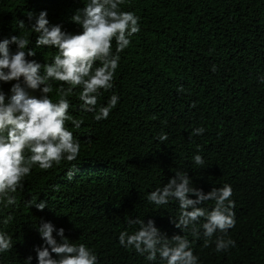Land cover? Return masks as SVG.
I'll return each mask as SVG.
<instances>
[{"label": "trees", "instance_id": "trees-1", "mask_svg": "<svg viewBox=\"0 0 264 264\" xmlns=\"http://www.w3.org/2000/svg\"><path fill=\"white\" fill-rule=\"evenodd\" d=\"M86 3L0 0V40L27 36L36 51L30 59L50 63L57 50L35 47L38 34L27 12L46 10L52 24L78 33L82 28L71 18ZM121 10L141 18V31L120 53L114 87L102 93L97 107L112 94L119 103L108 119L97 122L95 113L81 109L80 89H74L70 113L83 124L67 126L81 143L80 156L47 171L34 167L24 189L15 193L16 205L0 204V230L14 245L0 253V264H25L29 256L38 264L35 249L44 242L36 226L44 221L94 250L99 264L116 258L120 264H165L123 248L118 237L137 230L139 225L127 221L139 217L155 220L170 238L165 229H172L176 209L171 203L157 207L147 196L177 171L189 173L193 187L219 188L229 180L235 192L236 226L227 235L218 231L205 248L202 234L197 239L184 233L201 264H264V0H125ZM20 20L24 29L16 27ZM13 83L0 82L9 96ZM52 98L60 97L54 91ZM200 127L205 132L192 135ZM164 133L168 140L161 142ZM196 154L203 166L194 163ZM74 166V179L68 180ZM33 198L46 200L47 207H28ZM200 206L210 209L214 202ZM9 215L14 219L4 225ZM222 235L237 246L217 253L215 240Z\"/></svg>", "mask_w": 264, "mask_h": 264}, {"label": "clouds", "instance_id": "clouds-1", "mask_svg": "<svg viewBox=\"0 0 264 264\" xmlns=\"http://www.w3.org/2000/svg\"><path fill=\"white\" fill-rule=\"evenodd\" d=\"M124 2L87 0L85 7L71 18L82 28L78 33L69 32L60 24H52L46 10L38 15L27 12L31 29L38 34L35 47L57 50L50 63L41 64L30 59L36 56V51L30 47L27 36L12 35L0 40V82L15 81L10 96L0 84V204L4 207L16 205L15 193L24 189L26 178L34 167L47 171L63 161L71 163L79 158L81 143L67 126L71 122L75 129H79L83 124L82 119H75L70 113L69 97L74 89H80L81 109L95 113L97 122L108 119L117 107L120 98L116 94L111 95L106 105H97L102 93L114 87L120 53L131 45V37L141 31V18L134 12L121 10ZM25 25L24 20H20L16 27L24 29ZM12 45H15L14 51ZM55 82H59V87L54 89ZM54 91L60 97L58 100L52 98ZM178 91L182 92L183 87ZM204 132L205 129L200 127L194 129L192 135ZM158 139L167 141L168 135L161 134ZM193 160L196 165L205 164L199 154ZM241 166L242 169L245 167ZM76 171L75 166L69 169L66 178L74 179ZM229 183L227 180L219 188L205 185L197 188L192 186L189 173L175 172L167 184L147 196L148 202L157 207L171 203L170 208L176 209L174 215L171 214L172 229H165L170 238L161 232L153 219L145 222L139 217L129 218L127 223L139 225V228L131 234L120 232V246L134 249L150 262L159 258L165 264H201L187 238L190 235L184 233L190 232L197 239L202 234L203 247L207 248L218 231L227 235L235 228L236 203L232 199L235 192ZM209 201L214 202L210 209L200 206ZM27 206L43 211L47 201L37 203L33 198ZM13 219L12 215L6 216L2 223L7 225ZM36 228L44 242L35 249L38 264H99L94 250L83 243H73L63 227L57 229L52 222L44 221ZM224 235L215 240L217 253L228 252L237 246L235 240L225 239ZM56 236L61 239L58 241ZM13 247V238L0 230V253L10 252ZM121 254L118 251L117 255ZM31 261L29 256L25 264H31ZM112 264H120V260L116 258Z\"/></svg>", "mask_w": 264, "mask_h": 264}]
</instances>
